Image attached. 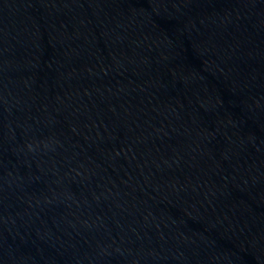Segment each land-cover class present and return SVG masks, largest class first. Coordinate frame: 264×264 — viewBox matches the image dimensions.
<instances>
[{
  "label": "water",
  "instance_id": "95a60500",
  "mask_svg": "<svg viewBox=\"0 0 264 264\" xmlns=\"http://www.w3.org/2000/svg\"><path fill=\"white\" fill-rule=\"evenodd\" d=\"M0 264H264V0H0Z\"/></svg>",
  "mask_w": 264,
  "mask_h": 264
}]
</instances>
